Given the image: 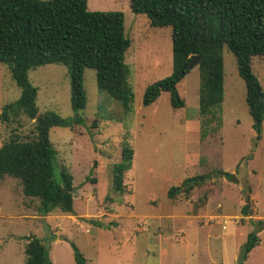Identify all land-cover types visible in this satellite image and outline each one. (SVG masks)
<instances>
[{
	"label": "rangeland",
	"instance_id": "1",
	"mask_svg": "<svg viewBox=\"0 0 264 264\" xmlns=\"http://www.w3.org/2000/svg\"><path fill=\"white\" fill-rule=\"evenodd\" d=\"M87 7L124 13L130 39L125 64L133 92L131 111L125 114L119 102L97 87L93 68L84 70L87 103L77 112L71 107L70 76L63 64L28 71L37 88V114L78 113L83 119L72 128L56 126L49 132L56 149V173L64 168L73 175L75 214L54 209L42 215L39 200L23 194L19 179L3 176L0 264H23L27 235L48 245L52 264H74L70 242L86 264H236L247 234L255 230L250 219L264 220V120L261 139L254 145L246 87L234 55L223 46L221 125L209 124L202 136L197 66L178 85L185 107L172 108L167 92L150 105L142 104L145 88L171 74V27L150 26L146 15L131 11L129 0H87ZM251 64L264 91V56H253ZM19 95L8 66L0 64V115L3 106ZM34 125L35 119L22 113L1 117L0 147L11 137L33 138ZM124 143L133 149V158L124 173V192L119 193L112 186V166L120 162ZM237 164L231 181L217 174L234 173ZM202 175L204 180L197 179L188 193L182 188L168 198L170 187ZM246 195L250 215L240 211ZM257 234L259 243L243 264H264V230Z\"/></svg>",
	"mask_w": 264,
	"mask_h": 264
},
{
	"label": "trees",
	"instance_id": "2",
	"mask_svg": "<svg viewBox=\"0 0 264 264\" xmlns=\"http://www.w3.org/2000/svg\"><path fill=\"white\" fill-rule=\"evenodd\" d=\"M129 6L134 14L146 15L150 26L171 27V74L145 88L142 104L150 105L162 92H167L172 108L185 107L178 85L189 71L186 65L191 55L196 54L201 58L197 66L198 111L203 119L201 135L206 134L209 124L220 127L224 92L221 51L227 46L245 83V101L256 145L262 134L264 91L251 61L253 56H264V0H129ZM129 46L122 11H90L87 0H0V64L8 66L20 89L19 97L3 106L0 118L22 113L35 119L33 138L22 141L11 137L0 147V179L5 175L19 179L23 194L39 200L38 211L42 215L54 209L75 214L73 175L64 168L56 173V149L49 132L56 126L72 128L82 124L83 119L78 113L72 117L54 111L37 114V88L30 83L28 71L45 64H63L70 76L71 107L77 112L87 103L84 70L93 68L97 87L119 102L126 114L131 111L133 100L125 64ZM132 158L133 149L124 143L120 162L112 166V186L119 193L124 192V173L130 169ZM238 168L237 164L234 173L218 171V174L231 181ZM204 178H187L181 186L170 187L167 196L174 198L181 192L180 187L188 193ZM241 213H251L248 195ZM92 222L102 225L99 221ZM250 223L255 230L247 234L236 264H243L259 243L257 232L264 230V220L250 219ZM24 240L23 264H52L49 247L42 239L27 235ZM70 245L74 264H86L77 246L73 242Z\"/></svg>",
	"mask_w": 264,
	"mask_h": 264
},
{
	"label": "water",
	"instance_id": "3",
	"mask_svg": "<svg viewBox=\"0 0 264 264\" xmlns=\"http://www.w3.org/2000/svg\"><path fill=\"white\" fill-rule=\"evenodd\" d=\"M200 61H201L200 56H198L196 54H193V55H191V58H190L189 62L186 65V68L190 69V68H192L194 66H198ZM191 183H192V181L189 182V184H191ZM180 188H182V187H180Z\"/></svg>",
	"mask_w": 264,
	"mask_h": 264
},
{
	"label": "crops",
	"instance_id": "4",
	"mask_svg": "<svg viewBox=\"0 0 264 264\" xmlns=\"http://www.w3.org/2000/svg\"><path fill=\"white\" fill-rule=\"evenodd\" d=\"M227 172V171H226ZM231 173V172H230ZM218 174V173H217ZM203 176V175H202ZM200 177V176H199ZM205 177V176H204ZM224 178V177H223ZM224 179H226V178H224ZM182 188H180V190H181ZM169 198V197H168ZM169 199H173V198H169ZM242 208V207H241ZM241 211V210H240ZM175 217V216H174ZM163 218V217H162ZM165 218V217H164ZM185 221H187V220H185ZM190 222V221H189ZM247 237V236H246ZM244 243V242H243Z\"/></svg>",
	"mask_w": 264,
	"mask_h": 264
}]
</instances>
